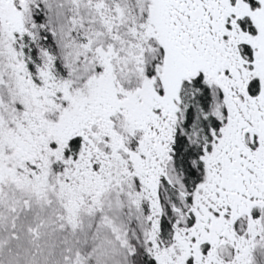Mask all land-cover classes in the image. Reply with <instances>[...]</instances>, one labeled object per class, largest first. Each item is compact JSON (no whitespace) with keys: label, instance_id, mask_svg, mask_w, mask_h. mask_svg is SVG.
Masks as SVG:
<instances>
[{"label":"snow or ice","instance_id":"1","mask_svg":"<svg viewBox=\"0 0 264 264\" xmlns=\"http://www.w3.org/2000/svg\"><path fill=\"white\" fill-rule=\"evenodd\" d=\"M0 264H264V0H0Z\"/></svg>","mask_w":264,"mask_h":264}]
</instances>
